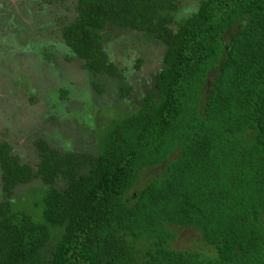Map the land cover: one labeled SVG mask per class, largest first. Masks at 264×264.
Masks as SVG:
<instances>
[{
    "label": "trees",
    "instance_id": "16d2710c",
    "mask_svg": "<svg viewBox=\"0 0 264 264\" xmlns=\"http://www.w3.org/2000/svg\"><path fill=\"white\" fill-rule=\"evenodd\" d=\"M71 1L60 32L88 78L116 71L107 23L159 39L163 65L96 153L39 138L32 163L0 140V264H264V0H196L180 20L175 0ZM50 74L43 93L67 99ZM179 227L212 253L173 247Z\"/></svg>",
    "mask_w": 264,
    "mask_h": 264
},
{
    "label": "rangeland",
    "instance_id": "374dc122",
    "mask_svg": "<svg viewBox=\"0 0 264 264\" xmlns=\"http://www.w3.org/2000/svg\"><path fill=\"white\" fill-rule=\"evenodd\" d=\"M175 2V20L197 6L196 0ZM72 5L71 0H0V140L8 141L23 161L35 162L34 142L39 138L59 151L96 153L106 125L139 105L154 89L163 65L165 46L159 39L145 30L107 23L99 32L100 42L116 71L88 78L60 32L62 22L75 15ZM236 31L233 27L224 38L230 40ZM42 71L51 73L54 88L65 83L67 99L54 100L43 93L48 80L42 82ZM22 72L29 83L19 77ZM91 80L99 81V89ZM22 192L23 187H17L13 198L22 197ZM172 246L212 253L199 231L190 227L178 228Z\"/></svg>",
    "mask_w": 264,
    "mask_h": 264
}]
</instances>
